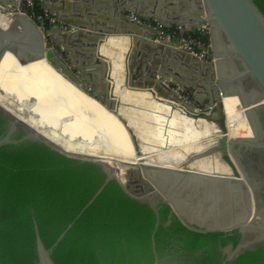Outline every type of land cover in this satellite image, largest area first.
Returning a JSON list of instances; mask_svg holds the SVG:
<instances>
[{
	"label": "water",
	"instance_id": "obj_1",
	"mask_svg": "<svg viewBox=\"0 0 264 264\" xmlns=\"http://www.w3.org/2000/svg\"><path fill=\"white\" fill-rule=\"evenodd\" d=\"M40 1L56 10L63 4L59 0ZM197 3L201 10L193 22L163 14L160 8L162 3L158 0H144V4L131 0V8L126 9L136 18L153 21L165 28L182 27L192 33L207 30L209 46L206 52L209 58H217L214 64L202 62L183 50L184 43L168 36H159L154 28L141 25L130 15L123 16L130 20L126 30L130 38L129 47L124 62L123 85L126 91L148 94L153 101L178 109L193 121H203L214 127L215 134L219 136L214 144L204 145L203 149L189 153L181 151V161H173L178 165L139 159L133 163H122L125 169L119 176L120 170L109 166L103 157L64 150L0 104V114L11 122L10 130L0 139V146L17 144L26 139L38 140L67 158L100 167L104 175L102 185L85 208L111 181L131 199L149 206L155 215L150 235L153 256L150 264H160L154 240L159 226V203L167 205L170 214L189 230L199 233L236 232L238 243L226 250L228 262L246 251L264 247V205L260 194L264 190V168H256L257 174L254 166L243 161L244 153L264 149V131L258 116L264 109V16L252 0H197ZM18 8L19 0H0V9L7 13L5 17L8 21L5 28L0 26V58L5 50L12 52L21 64L44 57L46 63L64 79L97 100L128 127L126 119L120 116L122 103L114 94V85L108 89V85L101 81V85L95 87L71 63L66 52L60 51L59 45L52 41L63 25L48 26L45 30L48 39H45L31 19L18 13ZM51 8L45 12L55 11ZM140 29L152 31L146 45L151 46L150 51L163 54L164 60L160 64L150 61L152 63L146 74L134 70L138 50L146 46L139 38L142 35ZM47 40L55 46H48ZM102 41V37L91 40L88 57L93 59L96 47ZM177 66L186 72L175 71ZM101 71L103 74L104 66ZM175 89L189 93L194 102L209 106V110L196 112L194 105L180 97ZM225 97H236L246 110V119L253 132L251 138L234 139L228 136L222 105ZM15 129L24 131L25 136L21 140L9 139ZM128 133L135 155L145 157L142 151L144 145L129 127ZM209 160L216 162L215 166L220 170L216 171L214 164L211 170H203L202 165ZM70 227L71 224L66 231ZM34 234L38 264H54L51 250L41 242L36 224Z\"/></svg>",
	"mask_w": 264,
	"mask_h": 264
},
{
	"label": "trees",
	"instance_id": "obj_2",
	"mask_svg": "<svg viewBox=\"0 0 264 264\" xmlns=\"http://www.w3.org/2000/svg\"><path fill=\"white\" fill-rule=\"evenodd\" d=\"M252 1L264 16V0ZM9 88L11 92L0 86V103L7 104L15 114L21 102L15 99L17 88ZM258 116L264 131V109ZM10 128L11 122L0 114V139ZM24 136V131L15 129L9 139L21 140ZM54 137L65 149L83 152L81 140L60 134ZM100 151L103 153L102 147ZM103 179L99 166L67 158L38 140L0 146V264H38L34 224L44 247L51 250L54 264L152 263L150 235L155 215L148 205L131 199L111 181L85 208ZM157 208L159 226L154 240L158 257L163 243L175 240L183 252L200 253L191 259L192 264H215L216 244L224 246L230 241L235 247L238 243L234 231L195 232L171 215L167 205L159 203ZM226 234L231 235L223 239ZM228 264H264V247L246 251Z\"/></svg>",
	"mask_w": 264,
	"mask_h": 264
},
{
	"label": "bare ground",
	"instance_id": "obj_3",
	"mask_svg": "<svg viewBox=\"0 0 264 264\" xmlns=\"http://www.w3.org/2000/svg\"><path fill=\"white\" fill-rule=\"evenodd\" d=\"M6 23H8L6 17L0 14V26L5 28ZM0 83H9L17 88L18 94L15 99L20 101L21 105L15 114L14 110L7 104H0L18 118L27 124H29L27 121L38 123V126L33 128L57 145L59 144L55 142L56 137H54L57 134L70 139L77 138L84 143L80 145L83 152L68 150L59 145L68 152L87 154L85 152L89 151L94 156L103 157L99 147L100 141L98 138L100 136L104 137L106 144L118 157L117 160L103 158L109 166L115 164L116 166L113 167L121 168L119 169L121 173L119 176L122 175L125 169L122 163H133L139 159L163 165L170 164L167 159H172L173 156L156 158L153 155L150 157L143 149L142 151L146 156L138 158L134 153L133 144H131L133 147L131 149L128 145V141H131L128 127L130 129L131 127L129 125L126 127L114 113L64 79L46 63L44 57L21 64L12 52L5 50L0 58ZM115 96L118 97L116 94ZM222 105L226 117L228 136L234 139L251 138L253 132L246 119V110L241 107L238 99L236 97H225L222 99ZM88 118L100 126L105 134L102 133L98 136L94 134L89 126ZM190 121L199 125L204 123L206 135L204 136L205 141L199 144L195 143L196 146L193 144V148H188L184 151L185 153L203 149L204 145H212L219 138L215 134L214 127L203 121H193L191 119ZM110 134L115 135V137H110ZM138 141L143 144L141 139H138ZM182 158L181 156L175 159L181 161ZM207 162V164L202 165L203 170H209V168L211 170L213 164L216 171L220 170L219 167L215 166L217 165L216 162L211 160ZM171 165L176 166L178 164L172 163Z\"/></svg>",
	"mask_w": 264,
	"mask_h": 264
},
{
	"label": "crops",
	"instance_id": "obj_4",
	"mask_svg": "<svg viewBox=\"0 0 264 264\" xmlns=\"http://www.w3.org/2000/svg\"><path fill=\"white\" fill-rule=\"evenodd\" d=\"M59 1H63V4L59 5L58 10L53 8L55 9L54 11L49 5L38 0L40 11L45 12L46 9L51 8L53 10L51 13H55L56 24L54 27H58L60 24L63 25V27L59 28L58 32L54 35L52 41L59 45L58 49L60 51L66 52L71 63L74 64L85 79L92 83L95 87H99L101 85V81L102 83L108 85V89L114 85V94L118 96L122 103L120 108L121 117L127 121L128 119L125 115L126 110L132 107L137 108L138 104L140 105L138 109L148 112V115L160 122H165L167 128H170V126L174 124L182 127V131L188 133V135H193V133H191L192 129L200 130L203 139L196 141V143L205 141L204 136L206 135V130H204V123L202 125L195 124L182 112L178 111V109H172L169 105L155 102L148 94L133 93L126 91L124 88V62L125 56L128 53L130 39L127 36L128 34H126V30L130 24V20L127 18V21V19L123 18V16L127 17L128 15H131V13L126 9L131 8V0ZM137 1L139 4H144V0ZM158 1L162 3L160 8L164 11L163 14L165 15L180 19H189L191 21L196 20L195 16L199 17L198 11L201 10V6L197 3V0ZM43 34L44 38L48 39L47 35L45 33ZM151 34V30L144 29L139 38H141L143 43L145 42L144 44L146 45ZM98 37H102L103 41L100 45L98 44L96 52H94L93 59H91L88 57V54H90L89 44L92 39ZM47 42L48 46H55L49 43V40H47ZM150 49L151 46L148 47V45H146L138 50L136 54L137 58L135 60V71H138L141 74H146L148 66L152 63L150 61H153V63L158 62L159 64L164 61L162 59L163 54L157 53V51H150ZM152 58H154V60ZM159 64L158 67H161ZM169 64L170 63H168V66ZM103 66L104 73L102 74L101 70H103ZM176 68H178V70H176ZM174 70L186 72L184 68H179L178 66L175 67ZM88 120L89 126L93 131L92 124L90 123L93 120L90 118H88ZM94 125V130H97L100 134H105V131L101 127L96 124ZM128 125L131 127L137 139H144L143 134L140 133L139 130L135 129L136 125H133L130 122H128ZM131 144L132 143L129 140L128 145L130 149L133 148ZM181 144L182 146L184 145L185 150H188V148L192 149L193 144L195 143H186L182 141ZM143 151L148 153L149 149L144 146ZM154 157L159 158L161 156L154 155Z\"/></svg>",
	"mask_w": 264,
	"mask_h": 264
},
{
	"label": "rangeland",
	"instance_id": "obj_5",
	"mask_svg": "<svg viewBox=\"0 0 264 264\" xmlns=\"http://www.w3.org/2000/svg\"><path fill=\"white\" fill-rule=\"evenodd\" d=\"M0 14L1 16L7 15V13L1 11V9H0ZM139 106L140 105L137 104V108L135 107H132L130 109L126 108L127 110L125 115L129 120L127 121L132 123L133 125H136L135 129L139 130V132L143 134L144 139L141 140L144 143V146L149 149L147 155H149L150 157H152L153 155L166 157V158L173 156L172 159H167L168 160L167 162L172 164L173 161L176 160L175 158L177 157L180 158L182 156L181 151H185L184 145L182 146L181 144L182 141L186 143H193V142L196 143V141H200L203 139L202 133L198 129L195 130L192 129L191 133H193V135L191 134L188 135V133L182 131L183 128L180 126H176L173 124L172 126H170V128H167L165 122H160L155 118H153L152 116L148 115L149 114L148 112L142 109H138ZM90 123L92 124L94 134H96L97 136L100 135V132L98 133L97 130H94V126H95L94 124L96 123L94 121ZM110 137H115V135L113 136V134H110ZM98 139L100 141L99 146L101 145L100 147H102L103 150L102 154L105 156V158L107 159L114 158L117 160L118 157L115 156L113 151L106 144L104 138L99 136ZM196 145L197 144H195V146ZM112 165L116 166L115 164Z\"/></svg>",
	"mask_w": 264,
	"mask_h": 264
},
{
	"label": "built area",
	"instance_id": "obj_6",
	"mask_svg": "<svg viewBox=\"0 0 264 264\" xmlns=\"http://www.w3.org/2000/svg\"><path fill=\"white\" fill-rule=\"evenodd\" d=\"M36 7L37 3L35 0H19L18 13L25 15L26 17L31 19L36 24L38 30L42 33H45V30L48 28V26H54L56 24L55 15L51 12L37 11ZM129 17L137 20L141 25H146L154 28L159 36H168L172 39L184 43V47L182 49L196 57L198 60L212 64L216 62L217 58H215L214 56H211V58H209L206 52V48L209 46L207 30L201 29L197 33H192L186 28H165L153 21L139 19L132 15H130ZM156 39H160V37H156ZM175 91L179 94L180 97H183L186 102L192 103L195 107L196 112H205L209 110V106L194 102L189 93L180 91L178 89H175Z\"/></svg>",
	"mask_w": 264,
	"mask_h": 264
},
{
	"label": "flooded vegetation",
	"instance_id": "obj_7",
	"mask_svg": "<svg viewBox=\"0 0 264 264\" xmlns=\"http://www.w3.org/2000/svg\"><path fill=\"white\" fill-rule=\"evenodd\" d=\"M9 83H0V86H2L7 92H11V89L9 88ZM6 92V93H7ZM12 93V96L14 97L16 94ZM263 157H264V149L261 151H250L248 153H244L243 155V161L246 164H250L251 166L255 167V170L257 174H259L258 170L256 168H260L259 166H263ZM264 188V186H263ZM261 189V186H260ZM261 197H262V203L264 205V190L260 191ZM159 217V216H158ZM169 220V223H167ZM166 222V226L170 224V218ZM232 233V232H230ZM231 234H226L223 236V239H226L230 236ZM221 239L216 241L219 243ZM232 246V243L230 241H227L224 246H220V244H216V255L214 257V260L216 261L215 264H228L231 263L232 261L228 262L226 261V250L229 246ZM233 247V246H232ZM209 250V249H208ZM157 255V253H156ZM200 253H194L190 254L189 252H183L181 250V246L177 244V241L172 240L163 243L162 251H161V257H158L157 259L160 264H192L191 259L198 257ZM208 260H210V257H207ZM153 260V256L152 259Z\"/></svg>",
	"mask_w": 264,
	"mask_h": 264
}]
</instances>
